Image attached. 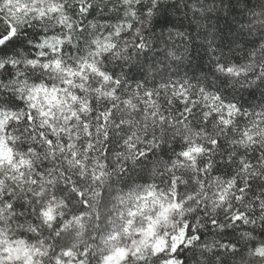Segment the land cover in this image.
Here are the masks:
<instances>
[{"label":"clouds","instance_id":"9594fccd","mask_svg":"<svg viewBox=\"0 0 264 264\" xmlns=\"http://www.w3.org/2000/svg\"><path fill=\"white\" fill-rule=\"evenodd\" d=\"M0 264H264V0H0Z\"/></svg>","mask_w":264,"mask_h":264}]
</instances>
